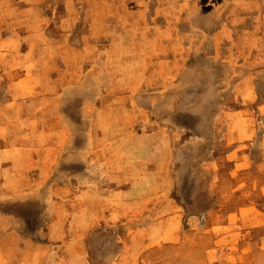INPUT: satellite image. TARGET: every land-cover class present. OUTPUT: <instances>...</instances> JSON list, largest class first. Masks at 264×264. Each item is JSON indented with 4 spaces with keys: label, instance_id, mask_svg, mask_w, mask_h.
Wrapping results in <instances>:
<instances>
[{
    "label": "crops",
    "instance_id": "crops-1",
    "mask_svg": "<svg viewBox=\"0 0 264 264\" xmlns=\"http://www.w3.org/2000/svg\"><path fill=\"white\" fill-rule=\"evenodd\" d=\"M236 1L231 7L253 12L247 24L261 28L247 29L245 39L230 36L232 50L221 68L229 76L219 86L229 89V108L215 116L212 129L206 122L211 116L199 106L218 86L193 78L204 70L189 65L194 44L181 41L185 35L174 31L172 17L159 36L157 18L147 12L140 16L139 1L114 7L122 22L116 32L107 19L114 13L109 0H6L1 5L0 57L9 62L0 61V264H37L51 248L49 261L64 264L54 248L70 240L66 234L100 231L107 218L118 233L125 218L144 219L146 224L134 218L135 226L146 225L142 230L131 229L145 234L149 248L157 243L150 242L154 233L174 237L173 182L162 192L156 180L144 182L143 176L168 171L178 160H199L219 185L261 178V194L247 192L242 198L264 205V0ZM143 7L146 11L147 4ZM18 56L23 60L16 62ZM191 89L198 90L194 101ZM80 90L86 91L89 110L81 116L87 121L85 141H78L79 117L71 112ZM90 90H96V98ZM145 104L158 113L144 112ZM190 118L201 123L192 125ZM256 138L258 146L251 144ZM194 152L202 155L193 157ZM10 159L15 171L7 170ZM63 178L83 187H71L62 196ZM48 184L53 187L46 195ZM142 184L148 188L143 193L125 189ZM47 201L52 209L44 207ZM160 201L166 209L158 220ZM67 202L69 209L63 208ZM239 227L228 230L238 243L239 234L247 232V226ZM117 247L125 248L124 240L119 238Z\"/></svg>",
    "mask_w": 264,
    "mask_h": 264
},
{
    "label": "rangeland",
    "instance_id": "rangeland-1",
    "mask_svg": "<svg viewBox=\"0 0 264 264\" xmlns=\"http://www.w3.org/2000/svg\"><path fill=\"white\" fill-rule=\"evenodd\" d=\"M134 1H139L142 4L140 16H144L143 14L147 12L148 17L157 18L158 29L156 30L159 36L165 35V19L169 16V18L174 19V31L185 35V38L181 41H185V45L194 44L189 57V65H199L204 72L196 73L193 78L196 81L205 80L211 83L209 85H213V87L218 86L215 92L209 95L213 97L199 106L203 108L208 117L211 116L212 118L206 121L210 122L209 125L207 124V128H214L213 119L216 115L221 114L223 109L229 108L226 103L230 101V99H227L229 89L225 88L226 84L219 87L229 76L227 71L222 70V59L225 60V55H229L232 50L229 41L232 34H241L245 39L247 29L254 32L260 31V25L251 26L247 24V20H251L249 15L253 12L251 14L243 13V11L238 13L236 9L239 8L231 7V0H109L110 8L114 13L109 15L107 19H111L109 26H111L113 32L122 31V22L119 21L114 7L131 4ZM239 2L237 0L235 3L240 5ZM144 3L147 4L146 11L143 7ZM5 4L6 0H0V8L3 7L1 5ZM223 4L224 7H222ZM79 11L82 12V9ZM135 12L137 13V10ZM257 14L254 12V15ZM237 16L236 20L235 17ZM181 41L179 40V42ZM83 53H85V50H83ZM21 60L23 59L19 56L16 58V62ZM28 60L29 66L35 64L33 58ZM0 61L8 63L9 58L1 56ZM22 64L25 65V62H22ZM209 90L207 89V91ZM199 91L201 93V88ZM197 92V89L190 90L191 99L193 96H197ZM85 93L86 91L80 90L76 107L74 103L71 105V112L76 111L79 117L78 141H85L86 135L87 121L81 120V116L89 111L84 103L87 96H85ZM88 95L96 98L98 93L96 90H90ZM142 107L144 112L158 113L152 112L149 104ZM229 111L232 110L229 109ZM190 123L196 126L201 121L198 118H190ZM225 125L227 126V122ZM251 144L258 146V138ZM196 150L193 149L192 151ZM64 155L67 156V154ZM191 155L196 157L202 154L194 152ZM13 160L10 159L7 170H16V163ZM200 163L199 160L190 161L189 163L178 160L168 171L160 169L155 175H142L145 177L143 178L144 182H155L156 180L157 185L155 186L159 191L162 189V192L165 191L164 187L167 186L165 183L173 182V206L177 214L172 223L176 231L174 237H163V235L158 236L154 233L150 242L154 240L157 243L149 248V244H147L149 241H145L147 239L144 238L145 234L132 231L133 229L140 231L146 226L134 225V218L138 220L139 217L125 218V222L119 224L123 225V232L120 233L112 232L107 218L102 219L105 223L101 224V227L99 226L100 231L95 230L93 233H85L83 230L74 232V234L67 233V238H70V240L63 243L59 250L57 247L54 248L57 254L56 260L63 261L64 264H82V259L83 261L84 259L87 260V264H264V205L261 201H247L242 198L247 192L253 193L254 196L261 194V178H255L254 176L251 184L247 182V184L226 183L219 185L213 183L218 182L217 178L213 179L212 174L207 173L206 170L200 167ZM64 165L65 161L62 168ZM244 172L245 170L242 169L239 171V173ZM251 172L253 171L247 169V173ZM57 176L61 175L57 174ZM61 182L60 186H56L62 187V196H64L65 191H70L71 187L73 189L83 187L70 185L65 178ZM52 187V184L47 185L46 195L52 191ZM125 189L128 193H143L148 188L147 185L142 184L128 185ZM48 202L51 201L46 202L44 206L46 210L53 208ZM97 207L99 209L101 205L99 204ZM63 208L69 209V203H63ZM157 208V217L163 215L166 209L165 202L160 201ZM45 212L46 215H49V211ZM102 217L104 218V216ZM160 219L158 217V220ZM141 222L146 224L144 219L138 220L137 223ZM242 225L247 226V232L239 234L238 243V240L234 241L233 237L230 238L228 230L230 227L240 228L239 226ZM132 227L134 228L131 229ZM126 230L127 232H125ZM157 230L160 233V225L157 226ZM245 236L248 241L243 244L246 241ZM119 238L124 240L125 248L117 247ZM227 246L228 248L229 246L237 248L229 250ZM52 254L53 249L51 248L50 251H46V254L39 257V263L37 264H52L49 261ZM48 261L50 263H47Z\"/></svg>",
    "mask_w": 264,
    "mask_h": 264
}]
</instances>
